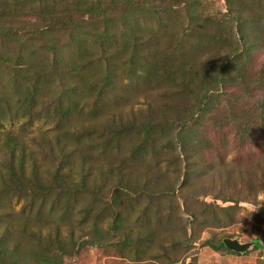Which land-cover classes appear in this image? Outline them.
<instances>
[{
	"label": "rangeland",
	"instance_id": "1",
	"mask_svg": "<svg viewBox=\"0 0 264 264\" xmlns=\"http://www.w3.org/2000/svg\"><path fill=\"white\" fill-rule=\"evenodd\" d=\"M0 264H264V0H0Z\"/></svg>",
	"mask_w": 264,
	"mask_h": 264
},
{
	"label": "water",
	"instance_id": "2",
	"mask_svg": "<svg viewBox=\"0 0 264 264\" xmlns=\"http://www.w3.org/2000/svg\"><path fill=\"white\" fill-rule=\"evenodd\" d=\"M223 244L227 250L234 252L237 255L246 253L252 247L251 243H241L236 239L229 238L224 239Z\"/></svg>",
	"mask_w": 264,
	"mask_h": 264
},
{
	"label": "trees",
	"instance_id": "3",
	"mask_svg": "<svg viewBox=\"0 0 264 264\" xmlns=\"http://www.w3.org/2000/svg\"><path fill=\"white\" fill-rule=\"evenodd\" d=\"M15 151H16V149H13L12 152H11V155H10V156L12 157V163H11V164H14V163L17 161V158H15V155H16V154H15ZM12 155H13V156H12ZM21 160L24 161L23 158H21ZM220 245H221L222 247H225L224 244H223V241H222V243H221ZM256 246H257L258 248L261 247L260 244H257Z\"/></svg>",
	"mask_w": 264,
	"mask_h": 264
}]
</instances>
